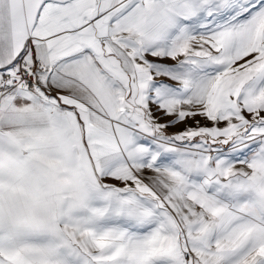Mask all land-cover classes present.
Listing matches in <instances>:
<instances>
[{
    "label": "snow or ice",
    "instance_id": "snow-or-ice-1",
    "mask_svg": "<svg viewBox=\"0 0 264 264\" xmlns=\"http://www.w3.org/2000/svg\"><path fill=\"white\" fill-rule=\"evenodd\" d=\"M0 264H264V0H0Z\"/></svg>",
    "mask_w": 264,
    "mask_h": 264
},
{
    "label": "crops",
    "instance_id": "crops-1",
    "mask_svg": "<svg viewBox=\"0 0 264 264\" xmlns=\"http://www.w3.org/2000/svg\"><path fill=\"white\" fill-rule=\"evenodd\" d=\"M184 127V125H179L176 129H170L169 131H178L180 129H182Z\"/></svg>",
    "mask_w": 264,
    "mask_h": 264
},
{
    "label": "rangeland",
    "instance_id": "rangeland-1",
    "mask_svg": "<svg viewBox=\"0 0 264 264\" xmlns=\"http://www.w3.org/2000/svg\"><path fill=\"white\" fill-rule=\"evenodd\" d=\"M197 119H199V117H197Z\"/></svg>",
    "mask_w": 264,
    "mask_h": 264
}]
</instances>
